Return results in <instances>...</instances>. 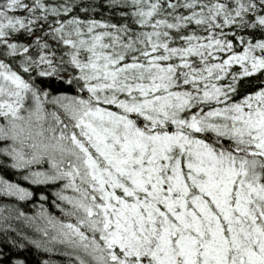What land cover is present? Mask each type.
Segmentation results:
<instances>
[{
    "label": "snow or ice",
    "instance_id": "obj_1",
    "mask_svg": "<svg viewBox=\"0 0 264 264\" xmlns=\"http://www.w3.org/2000/svg\"><path fill=\"white\" fill-rule=\"evenodd\" d=\"M0 173V264H264V0H0Z\"/></svg>",
    "mask_w": 264,
    "mask_h": 264
},
{
    "label": "trees",
    "instance_id": "obj_2",
    "mask_svg": "<svg viewBox=\"0 0 264 264\" xmlns=\"http://www.w3.org/2000/svg\"><path fill=\"white\" fill-rule=\"evenodd\" d=\"M7 178L15 180V176H13L11 173H8ZM24 186L29 187V185H27L26 183L24 184ZM4 200L5 198L0 197V201ZM28 210L33 211L34 209H32L29 205ZM49 210L54 212L56 215H60V213L51 206H49ZM0 247H4V245L0 243ZM5 250L7 251V249ZM10 254L13 255V258L19 257L25 260L26 264H42V261L45 259H50L54 261L55 264H62V261L64 260V257L58 254L50 255L48 253L43 252L42 250L36 249L33 245L30 244L26 245L24 249H12V252Z\"/></svg>",
    "mask_w": 264,
    "mask_h": 264
}]
</instances>
